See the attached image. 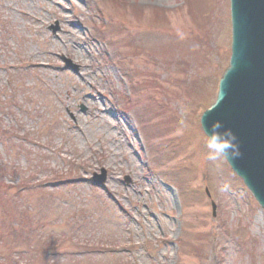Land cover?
<instances>
[{
    "label": "rangeland",
    "instance_id": "rangeland-1",
    "mask_svg": "<svg viewBox=\"0 0 264 264\" xmlns=\"http://www.w3.org/2000/svg\"><path fill=\"white\" fill-rule=\"evenodd\" d=\"M229 55L228 0H0V264H264V209L199 125ZM25 177L50 183L12 201Z\"/></svg>",
    "mask_w": 264,
    "mask_h": 264
},
{
    "label": "water",
    "instance_id": "water-1",
    "mask_svg": "<svg viewBox=\"0 0 264 264\" xmlns=\"http://www.w3.org/2000/svg\"><path fill=\"white\" fill-rule=\"evenodd\" d=\"M230 14L229 67L219 81L218 103L202 114L200 123L210 133L211 123L219 120L235 133L241 156L227 162L264 208V0H230ZM63 61L65 69H79L70 59ZM105 177L101 169L91 180L101 185Z\"/></svg>",
    "mask_w": 264,
    "mask_h": 264
},
{
    "label": "clouds",
    "instance_id": "clouds-1",
    "mask_svg": "<svg viewBox=\"0 0 264 264\" xmlns=\"http://www.w3.org/2000/svg\"><path fill=\"white\" fill-rule=\"evenodd\" d=\"M217 103L210 105L207 111H212ZM210 129L209 133L203 128L204 136L206 137V159L208 161H232L241 156L237 137L230 128H224L221 121L215 120L211 123Z\"/></svg>",
    "mask_w": 264,
    "mask_h": 264
},
{
    "label": "trees",
    "instance_id": "trees-1",
    "mask_svg": "<svg viewBox=\"0 0 264 264\" xmlns=\"http://www.w3.org/2000/svg\"><path fill=\"white\" fill-rule=\"evenodd\" d=\"M1 173V171H0ZM33 182H35L34 184H37V182L39 183V185L36 187L37 189L35 190H39V189H42V184L44 182L41 183V181H39L38 179H35V178H30V179H23L22 180V183L20 184V186L22 187V189H25L26 188V185H28L29 183L32 184ZM1 188H2V183H1V179H0V191H1ZM22 194V192H17V193H13V195L11 196L12 197V201L14 199H16L17 201L19 200V195ZM15 206V205H14ZM15 207H20V204L18 203L17 206ZM22 212L20 214H18L16 216L17 220H19V225L16 226L18 229H19V232L23 234V229L24 227L27 225V223L29 222V217H27L26 215H23V213L26 211L25 209H22L21 210ZM7 218H13V216H10V215H6L5 213H3V219L6 220L7 222ZM11 223V221L8 222V224ZM0 237H3V235L0 233ZM4 237L6 238V236L4 235ZM10 239V238H8ZM50 248V245L47 244L46 247L40 249V252H42L43 255L47 254L48 252V249ZM41 255V254H40ZM29 256H30V259L32 260L34 258V255L32 253H29ZM48 259L49 257H45V262L48 263ZM77 264H81V263H84V260H77ZM74 264V262H71V261H67L66 263H58V264ZM112 264V263H111ZM114 264H119L118 262L117 263H114Z\"/></svg>",
    "mask_w": 264,
    "mask_h": 264
}]
</instances>
